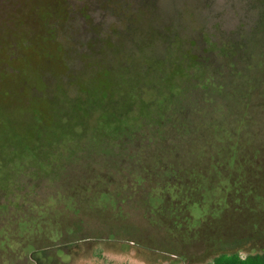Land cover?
<instances>
[{
  "label": "rangeland",
  "instance_id": "1",
  "mask_svg": "<svg viewBox=\"0 0 264 264\" xmlns=\"http://www.w3.org/2000/svg\"><path fill=\"white\" fill-rule=\"evenodd\" d=\"M38 1L0 0V46H7L9 35L25 45L22 52L0 53V214L8 213L12 198L29 204L27 214L19 212L18 230L44 231L48 242L58 238L53 229L66 228L70 235L85 217L95 229L105 226L106 235L38 246L33 264H206L212 257L204 252H191L183 262L167 249L173 220L167 234L170 217L163 213L171 205L158 208L160 195L153 188L145 193L153 205L143 220L128 214L115 191L83 187L77 204L68 193L69 182L91 181L69 179V170L82 163L85 137L95 143L115 140L133 117H161L164 92H172L168 85H179L183 71H194L187 60L192 53L188 41L207 24L210 31L202 32L203 38L215 48L227 53L252 48L264 60V0H144L145 10L132 13L131 22L122 7L108 0H72L68 20L53 24L56 40L50 44L35 38ZM113 160L117 168L120 160ZM35 184L44 194L27 200L21 191L34 192ZM12 226L0 224V233ZM225 248L243 256L261 253L264 229Z\"/></svg>",
  "mask_w": 264,
  "mask_h": 264
},
{
  "label": "trees",
  "instance_id": "2",
  "mask_svg": "<svg viewBox=\"0 0 264 264\" xmlns=\"http://www.w3.org/2000/svg\"><path fill=\"white\" fill-rule=\"evenodd\" d=\"M207 26L202 32L210 31ZM202 32L188 41L192 53L186 58L193 62L194 71H183L190 78L180 76L179 85H168L172 92H164L167 101L159 110L160 118L133 117L115 140L95 143L93 138L83 139L82 163L69 170V179L91 182H69L68 193L79 204L83 187L115 191L128 214L143 219L153 205L145 193L153 188L160 195L158 208L171 205L163 213L170 217L165 232L173 220L167 249L172 248L183 262L191 252H204L212 257L206 264H264V251L243 256L225 248L264 229L263 56L246 47L227 53L205 40ZM6 43L4 49L0 46V53L25 46L12 35ZM114 157L120 160L117 168L113 167ZM21 192L27 200H40V193L44 194L38 184L34 192ZM11 200L14 204L8 203V213L0 214L1 225L13 223L0 233V264H33L38 246L48 245L40 248L48 249L99 233L106 235L105 226L95 229L85 217L81 228L75 227L70 235L66 228L53 229L52 236L58 238L48 242L44 231L29 234L18 230L19 212L27 214L29 204ZM183 235L188 240H182ZM27 240L29 247H25ZM12 241H19V246Z\"/></svg>",
  "mask_w": 264,
  "mask_h": 264
},
{
  "label": "flooded vegetation",
  "instance_id": "3",
  "mask_svg": "<svg viewBox=\"0 0 264 264\" xmlns=\"http://www.w3.org/2000/svg\"><path fill=\"white\" fill-rule=\"evenodd\" d=\"M87 1V0H83ZM109 3H113L116 6L122 7L124 9V14L128 19L129 22L132 21L133 14H139V12H143L145 10V3H143L144 0H141V2H137L134 0H108ZM72 3V0H39L36 4V7L38 6L40 8V18L38 19L39 28L36 26V28L39 30V34L36 35V39H39L42 37L45 41H47L49 44L54 43L56 40L55 36V21H63L66 22L68 20V15H70V4ZM136 4V5H135ZM142 6V11L140 10ZM131 10V11H129ZM133 13V14H132ZM42 26V27H41ZM95 35H100L99 31L94 32ZM113 35V34H112ZM26 36V35H24ZM113 37V36H112ZM19 39V44L20 40ZM95 40L97 39L94 38ZM114 40V39H113ZM59 42V41H58ZM20 52H22V48L19 49Z\"/></svg>",
  "mask_w": 264,
  "mask_h": 264
}]
</instances>
